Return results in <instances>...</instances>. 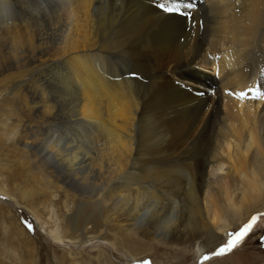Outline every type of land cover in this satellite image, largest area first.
<instances>
[{"label":"bare ground","instance_id":"bare-ground-1","mask_svg":"<svg viewBox=\"0 0 264 264\" xmlns=\"http://www.w3.org/2000/svg\"><path fill=\"white\" fill-rule=\"evenodd\" d=\"M157 2L167 0H0V154L14 150L19 201L37 220L35 200L50 209L53 197H72L78 208L63 217L76 233L91 225L100 244L126 245L111 237L117 228L162 246L197 245L204 257L264 211V99L227 94L264 84V0H192L203 25L195 28L160 18ZM108 204L109 214L98 212ZM48 234L87 242L85 231L67 237L56 224ZM97 251L58 263L104 264Z\"/></svg>","mask_w":264,"mask_h":264},{"label":"rangeland","instance_id":"rangeland-1","mask_svg":"<svg viewBox=\"0 0 264 264\" xmlns=\"http://www.w3.org/2000/svg\"><path fill=\"white\" fill-rule=\"evenodd\" d=\"M17 9H21V6H17ZM50 16H47V20H44L47 22L51 21L53 15ZM259 85L261 87L264 85L261 80L259 81ZM61 103L58 105L59 107L57 112L59 116H64V114L68 112L69 106ZM7 144L9 145L11 143L8 142ZM12 151L14 150L11 149V151L8 152L4 150L0 154V187L7 188L18 196V198H14L3 194L4 197H8H5V200H3L4 198L0 199V264H59L58 259L61 257H66L69 261L71 259L74 260L75 258L74 261H77L76 263H80L89 261L92 256H96V254H98V248H101V250L105 253L103 256L107 257L106 260L102 258L104 264L109 263V259L112 261V264H145V262H150V264H201L200 260H202L203 256H199V254H197V245H184L178 247L162 246L150 243L146 238L141 239L138 236L133 238L130 236L126 237V234L124 232L122 233L117 228L112 231L111 237H114V233H117V236L130 238V240L126 243V245H124L121 242V239H118L119 242H116V248H114L110 243H107L106 245L98 243V241L94 239L95 235L90 233L92 231V229L90 230L91 225L81 228L80 232H86L85 241H87L82 245H78L80 243L75 244L64 242L57 244L53 242L48 233L49 228L55 224L58 225L62 235H66L67 237L79 236L80 232L76 233L75 230L71 228L69 219L67 217H63L65 215V207L69 208L70 213H68V215L72 216L75 214L74 212L78 206L74 205L72 197H69L65 204L64 197L61 199L59 196L53 197L50 209L38 204L40 201L37 202L35 200V209L41 216V220H37L34 212L30 208L21 204L19 201V199L23 198V196L17 193L19 192V189L17 188L24 186V184L21 178H18L16 181L17 178L14 177V174H18V172L13 171L17 170L18 166L15 165L13 167ZM15 152L20 158L21 163L25 161L26 163L28 162V158L25 157L22 152ZM21 173L22 172L20 170V174ZM24 173L25 172H23V174ZM218 176L215 175L214 180L217 179ZM66 177L68 180L73 179L72 176L66 175ZM81 190L84 192L85 196L88 197L91 193L92 187L83 186ZM55 191L56 189H53V192L56 194ZM94 200L95 199H92L90 201ZM83 202H86L87 204L89 200H83ZM110 204L105 206L102 205L98 208L95 207V205H90L89 208L94 210L97 208L98 212H102L103 210L104 213H108L110 210ZM51 209L53 210L52 213L49 211ZM253 213H251L238 228L228 231V234L236 232L246 223L250 222L253 216H258L257 221L253 224V228L246 235L241 244L231 252L226 253L224 256H214L203 262V264H264V211H256ZM49 216H53V219H49ZM25 220L32 224L33 231L30 232L27 229L25 223L23 222ZM45 223H47V225ZM16 226L18 228L20 227V229L22 228L21 231H19ZM227 240L228 236L223 234L220 236L218 241L211 244L209 243L206 251L204 252V256L210 255L222 244L226 243ZM33 246L36 248L34 252ZM137 249H140V251L136 252ZM68 251L73 254L70 256ZM125 252L129 254H138V259H131L130 257L132 256L125 254ZM90 264L96 263L90 262Z\"/></svg>","mask_w":264,"mask_h":264},{"label":"snow or ice","instance_id":"snow-or-ice-1","mask_svg":"<svg viewBox=\"0 0 264 264\" xmlns=\"http://www.w3.org/2000/svg\"><path fill=\"white\" fill-rule=\"evenodd\" d=\"M156 9H158L157 15L162 19H169L173 16L176 17H184L185 22L188 25H191L193 28L199 26H203L201 21L196 20L194 21V10L196 9L197 5L192 2V0H167V2H157L156 3ZM130 76L137 79H142L140 74L138 72H131ZM175 83L184 89L185 91L189 93H194L197 96H205L207 94L206 91H200L198 90L196 81L184 82L177 80ZM228 95H234L237 99H245L248 98L249 95L252 99H264V91H261V86L256 85L253 87H249L245 91H240L238 93H227ZM212 95H215V92L213 91ZM258 217L253 216L251 218V221L245 224L241 229H239L236 232L229 233L228 234V240L226 243L222 244L218 249L213 251L210 255H205L202 258L201 264H203V261L209 260L212 258V256H220L224 255L228 252H231L233 249H235L238 245L241 244L243 239L246 237V235L250 232V230L253 227V224L257 221ZM25 223V226L27 229L31 232L33 231V226L31 223H28L26 220L23 221ZM145 264H150V262H145Z\"/></svg>","mask_w":264,"mask_h":264},{"label":"water","instance_id":"water-1","mask_svg":"<svg viewBox=\"0 0 264 264\" xmlns=\"http://www.w3.org/2000/svg\"><path fill=\"white\" fill-rule=\"evenodd\" d=\"M2 198H4L3 200L6 199L4 196L0 195V199H2ZM212 257H214V256H212ZM215 257H216V256H215ZM201 262H202V260H200V263H201Z\"/></svg>","mask_w":264,"mask_h":264}]
</instances>
